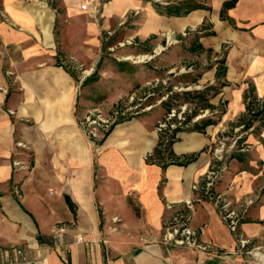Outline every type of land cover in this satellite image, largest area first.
<instances>
[{
	"label": "crops",
	"instance_id": "1",
	"mask_svg": "<svg viewBox=\"0 0 264 264\" xmlns=\"http://www.w3.org/2000/svg\"><path fill=\"white\" fill-rule=\"evenodd\" d=\"M44 1L53 15L50 39L43 32L48 17L34 0H0V264H248L250 246L262 248L264 242V197L256 202L258 188L264 189L256 185L264 177V125L255 130L259 123L254 122L242 131L237 122L245 114L243 95L249 86L264 110V0H237L224 18L223 3L231 0H156L158 6L153 0H55L53 10L48 2L54 0ZM94 6L102 31L111 21L121 23L120 31L152 46L169 31L195 30L204 51L224 53L221 78L227 85L211 100L217 124L204 134L179 132L172 145L176 156L197 154L187 167L162 170L145 162L158 132L143 115L112 127L96 160L101 180L93 185L96 174L84 138L73 125L79 136L72 128L63 140L54 133L61 127V107L70 111L75 102L69 90L67 103L61 104L54 54H45L56 47L55 13L66 24L57 45L73 57L81 50L91 55L101 32L92 19ZM173 7H179V16L168 14ZM220 59L213 58L209 86L219 81ZM224 129L233 130L230 144L238 145L227 164L219 163L221 174L209 188L214 197H201L192 186L203 185ZM31 133L37 164L29 173L17 145L33 144ZM45 133L52 135L51 149L44 150L40 137ZM60 146L69 152H59ZM56 161L67 162L63 172L49 168ZM185 200L195 201L189 227L204 249L163 242L173 214L167 205L182 208ZM224 204L243 208L236 234L223 219Z\"/></svg>",
	"mask_w": 264,
	"mask_h": 264
},
{
	"label": "rangeland",
	"instance_id": "2",
	"mask_svg": "<svg viewBox=\"0 0 264 264\" xmlns=\"http://www.w3.org/2000/svg\"><path fill=\"white\" fill-rule=\"evenodd\" d=\"M153 2L155 3L154 5L158 6V1L153 0ZM28 3L31 4L32 2L28 1ZM48 3V7L52 10L58 8V3L55 0ZM95 6V10L92 11L94 12L92 19L99 21L101 32L98 36L97 44L92 45L91 55H84L81 50L79 55L73 57L69 55L70 50L68 48L62 47L63 45L61 46L60 44L57 45L60 38V30L66 24L61 18H58L56 13L52 24V37H54L56 47L45 50V54L47 55L50 52L54 54L53 67L66 79L67 86L64 89L60 84L61 92L59 98L61 104L63 99H68L69 90L73 92L75 99L70 111L62 110L61 107V127L59 130L56 129L54 133H59L60 139L63 140L67 138L66 132H69L72 125L78 130L87 143L88 153L93 163V172L96 174L93 185H98L101 180V173L96 160L102 142L105 140V137L102 138L104 130H102L101 125L103 123L109 126L113 121L121 123L144 115L152 120L156 127L155 130L158 132L159 124H162L164 119L167 120L163 102H167L172 94H179L171 102L173 105L172 109L176 112V119L183 120L184 115L190 114L194 109L197 114L193 119L194 121L211 117L217 120L216 115H213L210 110H200L199 104L192 95L187 96L188 101H186L184 92H191L192 94L196 90L201 91L209 86L211 68L214 63L213 58H222L224 53L190 52L189 49L191 47L194 48L198 42L199 36L195 30L182 32L172 30L175 40L173 43H168L167 35H159L156 37V42H154L156 44L152 46L146 43H139L136 38L126 35L125 31H120L121 23L116 25L114 21H111L109 25L104 27L105 30L102 31L103 19L97 13L98 8ZM158 46H162L163 50L156 54L155 50ZM140 54H150L153 58L143 63L125 59L127 56H138ZM121 64L126 65V70L121 69ZM221 81L222 78H219V81H215L214 86H219ZM211 95L212 92H209L208 98ZM211 100L212 98L209 99L210 103ZM68 119L72 122L68 121ZM28 125V127L31 126L30 123ZM220 133L223 135L219 136L215 151L214 149L212 150L218 154L214 157L215 161L210 164V166L214 165L213 168L218 170L219 175L222 167L219 163H222V165L227 164L229 155L235 150V146L238 145V143L234 146L230 144L233 130L224 129ZM93 134L96 137H93ZM51 136H46L45 133L43 137H40L44 141V150L51 149ZM31 137L34 141L33 144L28 143L25 145L20 143L17 145L24 158L25 165L23 164L22 166H25L24 168L29 173L36 169L37 164L36 137L32 133ZM58 149L59 152H69L70 150L61 146ZM44 164L47 165L48 163L44 162ZM64 164H67V162L61 161L58 163L56 161L49 163V168L55 169L59 167L60 171L63 172ZM210 166L208 170L211 169ZM65 168L68 169L67 166ZM258 181L256 185H264V177H260ZM219 183H222V179ZM260 190L258 188L259 193L257 195L259 198L256 202L261 197H264V189ZM222 198L228 201V197L223 196ZM229 203L232 207V203ZM97 206L100 207L99 204ZM238 208L240 207L236 206V208L230 209L228 206V209L232 210L240 218L243 208ZM98 210L100 209L98 208ZM113 228L115 231L116 227L114 226ZM263 247L264 242L262 243V248L250 246L252 255H250L248 264H264Z\"/></svg>",
	"mask_w": 264,
	"mask_h": 264
},
{
	"label": "trees",
	"instance_id": "3",
	"mask_svg": "<svg viewBox=\"0 0 264 264\" xmlns=\"http://www.w3.org/2000/svg\"><path fill=\"white\" fill-rule=\"evenodd\" d=\"M237 0H231L229 2L223 3V11L221 12V18H224L222 13L226 9L232 8ZM188 12H185L187 14ZM169 15H175L179 16V7H173L172 11L168 12ZM212 35V34H211ZM190 52L195 51H204L202 46L200 44H197L194 48L189 49ZM207 53L211 52L210 50H205ZM219 63L218 68L219 72L216 73L217 78H221L225 75V67H224V58H221L217 61ZM194 82V81H193ZM227 83L225 81H221L219 86L210 85L205 87L201 91H195L191 94V92H184V95H186V101H188L189 95H192L193 98L196 99L197 103L199 104L200 110H210L212 112L215 107L209 102L210 98H213L218 92L219 89L226 86ZM209 92H212V95L210 98H208ZM179 94H172V96L169 97L167 102H163V107L166 109V115H168L172 109V99L178 97ZM243 100L245 103V114L241 116L238 119L237 125H242V131H247L250 127L253 126L254 122H258V127L255 128L258 129L259 127L264 125V110L263 105L257 100L256 96L253 94L252 87L249 86L248 90L245 91L243 95ZM185 114V113H184ZM196 111L193 109L190 114H185L183 121L180 122V126H176L175 128H170V124H178L179 121L176 119V117H173L169 120H163V123L167 124V127L164 129H161L158 132V139L155 147L153 148L152 152L146 157L145 162L147 164L157 165L162 170H165L169 166H180V167H187L191 163H193L196 158L197 154H191L187 156H176L172 150V145L176 140V134L182 131H191V132H199L203 133L205 132V129L208 126L215 125L217 123V120H214L213 117L196 120L193 119L196 116ZM116 124V122H115ZM114 124V125H115ZM112 127L110 130L105 134L104 137H106L109 132L112 130ZM65 201L73 213L75 214L73 209V204L71 203L70 199L65 196ZM100 217L101 214L99 213Z\"/></svg>",
	"mask_w": 264,
	"mask_h": 264
},
{
	"label": "built area",
	"instance_id": "4",
	"mask_svg": "<svg viewBox=\"0 0 264 264\" xmlns=\"http://www.w3.org/2000/svg\"><path fill=\"white\" fill-rule=\"evenodd\" d=\"M82 7L84 8L85 5H82ZM175 113L176 112L174 110H171V112L167 115V120L176 117ZM178 121H179L178 124H170V128L173 129L176 126H180V122L183 120H178ZM103 124L101 125L102 130H104L102 134V138L110 130L111 126L115 124V121H113L112 124L109 126L107 124H104L103 126ZM166 127H167L166 123L159 124L158 132ZM93 137H96V135L93 134ZM213 166L211 165L210 166L211 169L208 170L207 173L205 174L203 185L201 183H197L192 186L193 191L199 192V195L201 197L206 196L210 199L214 197V195H212L209 192V188L213 185L214 180L218 177L219 174H218V170L217 169L215 170ZM200 196L197 197V201H201ZM228 206L229 205L227 204H224L222 206L223 219L226 222L229 230L232 233L236 234L239 220L241 217L240 218L237 217L232 210L228 209ZM167 209L173 210V214L170 216L169 220L165 224L163 242L165 244H170L173 246H186L188 248L204 249V247L198 243L197 234L189 227V221L191 219V211L193 209V201L185 200L183 202L182 208H179L174 204H168ZM239 243L241 244V246L245 245L244 240H240ZM16 253L18 255H21L20 250H17Z\"/></svg>",
	"mask_w": 264,
	"mask_h": 264
},
{
	"label": "bare ground",
	"instance_id": "5",
	"mask_svg": "<svg viewBox=\"0 0 264 264\" xmlns=\"http://www.w3.org/2000/svg\"><path fill=\"white\" fill-rule=\"evenodd\" d=\"M35 1V3L37 4V6H38V8H39V13L43 16H47L48 18H47V20H48V22H47V24H45L44 26H43V32H44V34H45V36L48 38V39H50V27H51V22H52V19H53V15L51 14V12H49L47 9H46V6H45V3L44 2H40V1H37V0H34ZM167 38H168V43L170 44V43H173L175 40H174V37H173V32L172 31H169L167 34ZM163 50V47L162 46H158L157 48H156V50H155V53L156 54H159L160 53V51H162ZM153 58V56H151L150 54H140V55H138V56H127L125 59H127V60H133L134 62H136V63H143V62H145L146 60H150V59H152ZM59 82H60V84H61V86L63 87V89H64V87H66L67 86V84H66V79H65V77L63 76V75H60L59 76ZM65 96V95H64ZM66 98V97H65ZM62 103L63 104H66L67 103V99H63L62 100ZM71 131L74 133V134H76L77 136H79L78 135V132L74 129V128H72L71 129Z\"/></svg>",
	"mask_w": 264,
	"mask_h": 264
}]
</instances>
